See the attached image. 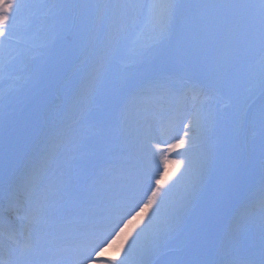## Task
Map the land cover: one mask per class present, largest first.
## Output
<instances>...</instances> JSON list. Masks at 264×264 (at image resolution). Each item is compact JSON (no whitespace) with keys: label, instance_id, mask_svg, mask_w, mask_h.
<instances>
[{"label":"snow or ice","instance_id":"snow-or-ice-1","mask_svg":"<svg viewBox=\"0 0 264 264\" xmlns=\"http://www.w3.org/2000/svg\"><path fill=\"white\" fill-rule=\"evenodd\" d=\"M25 7L0 0V70L7 69L12 25ZM48 7L52 38L69 45L89 31L93 16L108 21L113 54L130 22L149 25L153 38L133 57L135 71L111 85L97 71L77 95L76 102L89 107L97 96L104 98L90 131L69 135L55 114L46 115L43 124L27 120L13 128L5 110L0 168L6 171L16 154L23 160L3 186L0 237L15 246L0 239V264H129L133 253L137 264H264V218L257 234L251 214L233 211L257 168L264 184V0H65ZM191 74L233 114L222 110L219 123L205 126L196 177L183 200L169 206L168 193L190 162L164 157L161 167L154 151L160 141L150 132L131 139L128 124L133 106L147 105ZM183 127V136L167 141L170 151L191 148L190 125ZM29 137H35L39 156L56 140L74 153L87 140L95 151L37 195ZM169 164L179 174L162 187ZM22 207L25 223L16 232L10 217ZM53 224L71 240L48 239L43 230ZM114 246L121 258L101 259Z\"/></svg>","mask_w":264,"mask_h":264},{"label":"rangeland","instance_id":"rangeland-1","mask_svg":"<svg viewBox=\"0 0 264 264\" xmlns=\"http://www.w3.org/2000/svg\"><path fill=\"white\" fill-rule=\"evenodd\" d=\"M62 1L65 2V0ZM18 2L25 4L26 7L20 11L13 22L12 38L7 44L6 57L8 62L11 60V64H15L14 70L16 73L10 74L7 73V70H0V138H2L5 134V110L7 109L8 112V122L13 126L16 123L19 107H21L28 100L27 92L31 91L34 93L38 87L45 85L50 81L53 69L52 67L50 68V66L48 68L45 67L47 66L46 62L51 61L50 53H52L55 59L61 55L59 54V51L63 48V46L60 47L62 44L59 43V40H54L52 38V34L46 38H36L39 41L37 42L26 33L28 30L23 29L19 31L14 28L18 25H23L25 28H29L35 21L34 12H40L43 8V6H38L39 0H18ZM142 2L151 3L152 0H142ZM89 24V31L81 39L76 40L78 47L76 48L77 51L75 57L71 59L66 69L62 71L59 76L61 82L65 80L69 81L73 93L68 100L67 106L55 112L56 124L61 128L64 124H67L70 121V115L73 113L75 118L77 115L78 123L82 125L80 128L77 127V130L70 133V135L90 131L95 128L98 122V114L104 103V98L102 96H97L95 102L90 107L78 104L75 98L79 93L87 88L90 77L97 71H103L107 78V82L111 85L115 83L122 74L135 71L133 57L136 55L138 48L150 44L153 38L149 25L143 22H130L127 32L119 37L118 51L113 54L108 42V21L99 16H93ZM48 26H52L51 21L48 20L47 17H44L40 30L43 32ZM40 30L37 28L36 33ZM23 32H25V34H23ZM28 41L36 42V44H39L40 46L45 44L48 48L49 46L59 45V51L52 50L53 52H51L47 50L42 52L37 50V52H35L34 47L27 48L26 46H23V44H29ZM185 78L189 81H198V83L202 84L201 78L196 74H191ZM177 85L178 83H176V86ZM170 91L171 90L168 87L159 91L158 96L154 95L152 97V99L156 100L157 104H164L161 109H157L154 106H151V108L154 109H149L152 111L160 110L158 112L159 116L164 114L166 111L165 101H161L159 96ZM55 93L56 87H54L52 91L48 92L46 96L41 98L36 105L30 107L29 111L26 113L24 121L31 120L33 122L43 124L45 116L51 115L49 111V99L53 98ZM222 110L223 113H226L229 116L233 114V109L231 107L224 108L218 97L214 94V97L209 102L208 109L206 111L202 110L203 112L201 111L202 113H206L208 115L211 114V116L199 115L194 123V126H190V137L188 139L191 141L192 146L188 151H185L183 148L176 149L177 151L182 152V156L178 159H174L172 157L171 152L174 150H169V143L162 142V146L159 145V159L161 162L164 157H167L169 160L186 159L190 162V168L185 173V176L181 178V180L177 181L168 193L167 204L169 206L177 205L183 200L186 195L187 186L195 179L201 158L204 128L214 119L219 123L221 120ZM132 112L133 111L131 110V113ZM169 125H172V123L170 122ZM183 125V123L180 125L177 124V129L173 130L174 135L183 136L185 131ZM128 130L131 139H133L135 135L137 137H142L145 132H150L151 135L154 136L152 123H137L135 118L131 117L129 119ZM217 135H219V130L217 131ZM27 143L29 145V155H31L32 148L34 144L37 145V141L35 137H29ZM85 144L87 146H91L92 149L90 148V150H88L85 148L84 159H77L74 165L71 157L74 156L75 158L76 152L74 153L64 144L60 143V145L57 146V150L47 149L46 154L49 152L54 155L52 159L46 157V154L40 156L45 158L46 161L43 163L41 171L44 172L47 169H51L52 173H58L57 176L60 178L69 166L77 167L85 163L88 157L95 151L94 144L87 140H85V142L80 146V149H82ZM158 149L156 146L154 151L157 152ZM34 153H36V151H34ZM55 156L61 157L63 161L57 159L54 165H52L51 162L54 160ZM22 160L23 157H20V154L13 156L8 169L6 171L4 170L3 174L0 176V185L6 181L7 177L13 175L14 169L22 163ZM161 162V167H163ZM98 163L102 164L103 161H98ZM167 171L168 175L165 177L167 183L162 184V187H167V184L172 183V181L176 179V175L179 174V170L174 171V165L172 164L167 166ZM260 179L261 173L259 168H257L244 184L240 194L234 201V205L239 206L242 204L245 201L247 192L251 190L253 191V187L259 184ZM40 183L48 184L51 183V180H42L38 184L40 185ZM112 249L113 250L111 251L108 250L105 252L104 256L114 258V256L118 253L116 252V247ZM163 259H168V257ZM137 260V254L133 253L129 259V264H137Z\"/></svg>","mask_w":264,"mask_h":264},{"label":"bare ground","instance_id":"bare-ground-1","mask_svg":"<svg viewBox=\"0 0 264 264\" xmlns=\"http://www.w3.org/2000/svg\"><path fill=\"white\" fill-rule=\"evenodd\" d=\"M194 117H198V116L196 115V116H194ZM194 117H191V118H194ZM193 120H195V119H193ZM191 126H192V125H191ZM0 239H2V238L0 237ZM114 247H115V246H114ZM114 247H113V248H114ZM108 250L111 251V250H113V249L110 248V249H108ZM108 250H107V251H108ZM114 258L117 259V260H119V259L121 258V254L118 253L116 256H114Z\"/></svg>","mask_w":264,"mask_h":264}]
</instances>
